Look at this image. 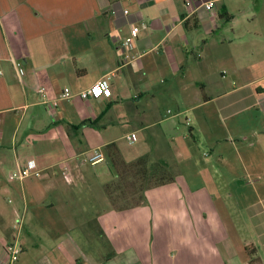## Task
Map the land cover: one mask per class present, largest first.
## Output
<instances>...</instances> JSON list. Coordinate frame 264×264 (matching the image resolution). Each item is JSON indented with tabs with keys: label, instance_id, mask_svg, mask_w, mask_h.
I'll use <instances>...</instances> for the list:
<instances>
[{
	"label": "crops",
	"instance_id": "crops-1",
	"mask_svg": "<svg viewBox=\"0 0 264 264\" xmlns=\"http://www.w3.org/2000/svg\"><path fill=\"white\" fill-rule=\"evenodd\" d=\"M186 1L0 0V264L15 243L13 264H264V198L243 215L198 206L206 194L181 172L197 112L207 122L264 104V0H216L213 13L197 5L190 13ZM133 26L140 31L127 50ZM100 79L104 96H76ZM65 88L73 97L60 99ZM132 135L143 150L125 154ZM108 145L125 162L146 154L166 162L174 182L115 210L105 192L116 178ZM97 149L105 160L90 165ZM27 161L38 175L10 181Z\"/></svg>",
	"mask_w": 264,
	"mask_h": 264
},
{
	"label": "rangeland",
	"instance_id": "rangeland-1",
	"mask_svg": "<svg viewBox=\"0 0 264 264\" xmlns=\"http://www.w3.org/2000/svg\"><path fill=\"white\" fill-rule=\"evenodd\" d=\"M187 119L189 122L192 120L189 115ZM196 121L199 129L193 127L191 135L185 128L187 142L182 153L183 177L192 191L206 194L198 199V206L237 209L243 215L246 206L256 198H264V104L228 119L220 115L209 117L207 122L197 112ZM131 141V144L122 141L123 153L131 155L143 150L144 144L137 142L136 135L131 136ZM78 233H84V227L73 230L71 235L76 237ZM80 245L83 246L82 241ZM124 248L128 253L132 247ZM165 253L158 246L155 255ZM167 254L174 255L175 250L169 249ZM19 263L39 264L27 259Z\"/></svg>",
	"mask_w": 264,
	"mask_h": 264
},
{
	"label": "trees",
	"instance_id": "trees-1",
	"mask_svg": "<svg viewBox=\"0 0 264 264\" xmlns=\"http://www.w3.org/2000/svg\"><path fill=\"white\" fill-rule=\"evenodd\" d=\"M106 152L116 178L105 186V192L115 210L139 206L146 190L174 182V174L164 161H154L146 154L125 162L114 145H108Z\"/></svg>",
	"mask_w": 264,
	"mask_h": 264
},
{
	"label": "built area",
	"instance_id": "built-area-1",
	"mask_svg": "<svg viewBox=\"0 0 264 264\" xmlns=\"http://www.w3.org/2000/svg\"><path fill=\"white\" fill-rule=\"evenodd\" d=\"M194 5H197L196 8H203L207 12L213 13L215 10L216 0H187L185 2V6L188 8L190 13L195 11ZM140 31L139 26H133L131 27L128 36L124 39L122 46L123 48L127 50H131L134 47L136 38L138 36V33ZM16 72L19 76L23 75V71L20 68L19 64H15ZM109 90V84L106 79H100L96 81L93 85H91L88 89L80 91L76 94L77 97H79L82 100H86L89 98L92 99H98L102 96H104L106 93H108ZM37 92L44 98L45 93L44 89L42 87L38 88ZM73 97V95L70 93L69 89L65 88L61 95L59 96L60 99H68ZM59 99H55L53 101L44 102L45 107L48 110H54L57 107ZM127 140L131 143V138L128 136ZM105 160V155L101 150H93L89 152L86 156V162L90 165H95L98 163H101ZM30 175H38V171L35 170V164L33 161H27L24 166L18 167V169L14 172H11L9 174V180L10 181H21ZM63 177L66 181L67 175L64 170ZM22 252V249L20 246H18L16 243L7 245L5 249V254L7 256V264H13L17 261L18 257L20 256Z\"/></svg>",
	"mask_w": 264,
	"mask_h": 264
}]
</instances>
